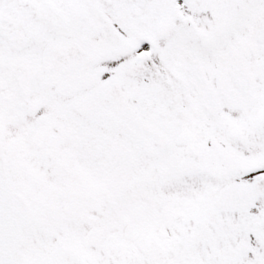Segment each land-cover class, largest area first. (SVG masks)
<instances>
[{"label": "snow or ice", "instance_id": "obj_1", "mask_svg": "<svg viewBox=\"0 0 264 264\" xmlns=\"http://www.w3.org/2000/svg\"><path fill=\"white\" fill-rule=\"evenodd\" d=\"M0 264H264V0H0Z\"/></svg>", "mask_w": 264, "mask_h": 264}]
</instances>
